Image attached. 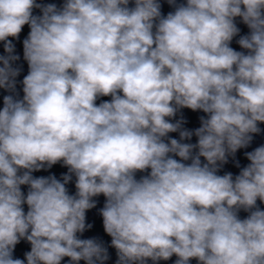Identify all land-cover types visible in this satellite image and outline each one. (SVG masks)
Here are the masks:
<instances>
[{
    "label": "clouds",
    "instance_id": "9594fccd",
    "mask_svg": "<svg viewBox=\"0 0 264 264\" xmlns=\"http://www.w3.org/2000/svg\"><path fill=\"white\" fill-rule=\"evenodd\" d=\"M166 2L165 16L161 0H0V264H25L21 240L27 264H105L107 248L77 235L100 195L116 264H264V145L218 174L264 123V0ZM237 17L246 52L230 46ZM25 25L21 99L8 38ZM184 108L207 118L185 129ZM57 163L62 179L32 175Z\"/></svg>",
    "mask_w": 264,
    "mask_h": 264
},
{
    "label": "water",
    "instance_id": "95a60500",
    "mask_svg": "<svg viewBox=\"0 0 264 264\" xmlns=\"http://www.w3.org/2000/svg\"><path fill=\"white\" fill-rule=\"evenodd\" d=\"M179 2H186V0H178ZM174 11V8L172 6H170L166 0H163V13L166 16L169 12ZM235 23L237 25V27L240 29V32L237 36H235L230 44V46L236 50V51H245L244 49H242L240 47V45L237 43V41L240 39L241 36H245L250 34V29L247 27V25H245L242 22V19L237 17L235 19ZM205 117L207 118V114L202 112V111H192L191 109H181L176 117L173 118V122H175V120L178 119H183L185 121V123L183 124V128L194 131L195 129L199 128L201 126V122H200V117ZM259 128L261 129L260 133L258 134H253V139L251 141V143L249 144L248 147L246 148H241L238 149L235 156H230L228 158V162L226 164H224L219 171V175H224L225 173H232L233 177H235L236 175L239 174V172L246 167L250 161H248L245 153L247 152H251L253 151L255 148L264 145V123H260ZM169 137L171 138H176L179 140V132H174V133H169L168 134ZM185 143H196L197 142V137H195V135H193V137L191 138L190 141L186 140L183 141ZM177 159H179L178 157H176ZM203 160V158H202ZM190 163V161L188 162ZM258 206L260 207L261 210H264V203H260V201H257ZM248 213L241 210L239 212V217L241 219L247 218ZM176 260V257L173 256L171 259L164 261L161 260L158 262V264H174ZM148 264H152V262L149 260ZM190 264H197V261L195 259L190 261Z\"/></svg>",
    "mask_w": 264,
    "mask_h": 264
}]
</instances>
